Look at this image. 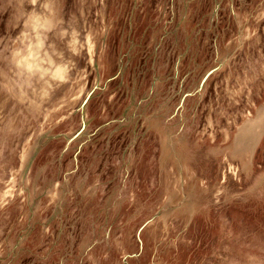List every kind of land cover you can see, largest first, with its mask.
<instances>
[{"label":"rangeland","instance_id":"rangeland-1","mask_svg":"<svg viewBox=\"0 0 264 264\" xmlns=\"http://www.w3.org/2000/svg\"><path fill=\"white\" fill-rule=\"evenodd\" d=\"M0 264H264V0H0Z\"/></svg>","mask_w":264,"mask_h":264}]
</instances>
